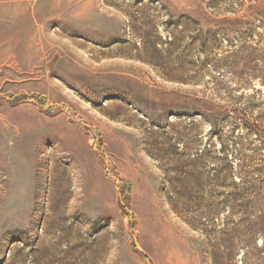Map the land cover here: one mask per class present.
<instances>
[{
	"label": "rangeland",
	"instance_id": "rangeland-1",
	"mask_svg": "<svg viewBox=\"0 0 264 264\" xmlns=\"http://www.w3.org/2000/svg\"><path fill=\"white\" fill-rule=\"evenodd\" d=\"M0 264H264V0H0Z\"/></svg>",
	"mask_w": 264,
	"mask_h": 264
}]
</instances>
